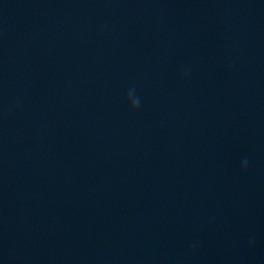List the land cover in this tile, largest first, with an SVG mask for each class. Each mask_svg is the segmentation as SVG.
<instances>
[{
	"label": "water",
	"instance_id": "1",
	"mask_svg": "<svg viewBox=\"0 0 264 264\" xmlns=\"http://www.w3.org/2000/svg\"><path fill=\"white\" fill-rule=\"evenodd\" d=\"M0 226L63 264H264V0H0Z\"/></svg>",
	"mask_w": 264,
	"mask_h": 264
},
{
	"label": "clouds",
	"instance_id": "2",
	"mask_svg": "<svg viewBox=\"0 0 264 264\" xmlns=\"http://www.w3.org/2000/svg\"><path fill=\"white\" fill-rule=\"evenodd\" d=\"M126 104L129 108L130 112L136 113L139 111L140 105H141V99L136 93L135 86L129 88V90L127 92V96H126ZM248 163H249V161L247 158H245L242 161L241 166H240L241 172L247 171Z\"/></svg>",
	"mask_w": 264,
	"mask_h": 264
}]
</instances>
